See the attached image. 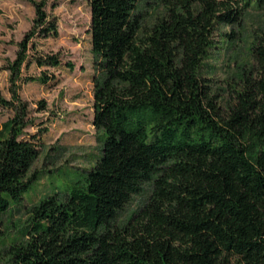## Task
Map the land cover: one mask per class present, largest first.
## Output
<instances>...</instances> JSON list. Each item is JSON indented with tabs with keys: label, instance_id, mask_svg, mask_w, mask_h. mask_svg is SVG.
Listing matches in <instances>:
<instances>
[{
	"label": "trees",
	"instance_id": "trees-1",
	"mask_svg": "<svg viewBox=\"0 0 264 264\" xmlns=\"http://www.w3.org/2000/svg\"><path fill=\"white\" fill-rule=\"evenodd\" d=\"M156 1L161 11L145 28L141 0H89L101 153L62 198L32 206L21 237L0 246V264H264V27L227 104L202 73L217 27L240 24L264 0ZM35 5L9 65L13 97L0 94L14 110L0 124V216L40 176L29 173L40 149L25 136L34 119L16 82L30 39L59 31L47 0ZM146 184V201L118 224Z\"/></svg>",
	"mask_w": 264,
	"mask_h": 264
},
{
	"label": "rangeland",
	"instance_id": "rangeland-1",
	"mask_svg": "<svg viewBox=\"0 0 264 264\" xmlns=\"http://www.w3.org/2000/svg\"><path fill=\"white\" fill-rule=\"evenodd\" d=\"M39 1L42 0H0V94L8 99L13 97L9 65L17 58L19 43L34 27L35 2ZM138 8L145 16V28L161 11L156 0H141ZM46 9L56 17L59 33L30 39L28 58L16 82L18 94L28 103L29 115L34 119V125L25 128V136L36 135L40 149L29 173L38 171L40 176L21 202L0 216L6 230L0 237V246L21 237L34 204L55 192L62 198L101 153L99 132L93 125L95 79L100 70L91 45L89 0H47ZM262 27L264 8L251 9L240 24L219 25L215 31L214 47L204 61L202 73L224 105L233 99V88L242 69L254 62L251 44ZM50 55L59 57L58 66L40 64ZM13 115L12 108L0 105V124ZM150 188L146 184L145 191L133 197L120 212L118 224H124L139 210Z\"/></svg>",
	"mask_w": 264,
	"mask_h": 264
}]
</instances>
